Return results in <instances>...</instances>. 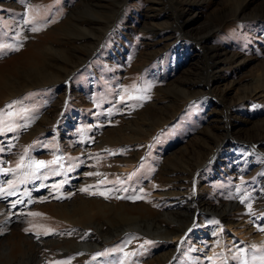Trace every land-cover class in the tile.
Masks as SVG:
<instances>
[{"label": "rangeland", "instance_id": "374dc122", "mask_svg": "<svg viewBox=\"0 0 264 264\" xmlns=\"http://www.w3.org/2000/svg\"><path fill=\"white\" fill-rule=\"evenodd\" d=\"M258 71L264 0H0V264H264Z\"/></svg>", "mask_w": 264, "mask_h": 264}, {"label": "bare ground", "instance_id": "6f19581e", "mask_svg": "<svg viewBox=\"0 0 264 264\" xmlns=\"http://www.w3.org/2000/svg\"><path fill=\"white\" fill-rule=\"evenodd\" d=\"M249 1H251V0H249ZM251 3V2H250ZM237 57L238 56H236V58H234V59H236V62H235V66L233 65V67H239V64L240 63H245V64H247V63H249L248 61V59H241V58H239V59H237ZM233 59V60H234ZM235 61V60H234ZM233 64V63H232ZM232 64H230V66L232 65ZM226 65V64H225ZM243 65V64H242ZM244 66V65H243ZM234 70V69H233ZM220 73V72H219ZM249 73L250 74H253V71L252 70H249ZM248 73V74H249ZM218 72L217 73H213V75L209 78V79H207L208 80V82H206L207 83V85H210V84H212V82L214 81V78H216L217 76H219V77H222V74L220 75V74H218ZM223 78V77H222ZM235 79V78H234ZM219 80V79H218ZM215 82V81H214ZM229 83H232V84H236L237 83V80H231V82H229ZM256 83H258V91L261 89L262 90V88L264 87V80H263V77H262V74H260V72L258 71V73L256 74V75H254V78H253V80H252V84H256ZM205 84V83H204ZM206 85V86H207ZM240 85V84H239ZM237 86V87H235V89L237 90V91H240V89H242V87L241 86ZM205 86V85H204ZM260 87V88H259ZM203 88V87H202ZM229 89V88H228ZM231 89H234V88H231ZM236 91V92H237ZM255 91H257L256 89H254L252 92H255ZM257 91V92H258ZM226 92V91H225ZM223 93V92H222ZM259 93V96L260 95H262L260 92H258ZM262 93H263V91H262ZM264 94V93H263ZM248 95L247 94H244V95H240L238 98L239 99H245L246 97H247ZM122 160V159H121ZM171 191V190H170ZM19 192V191H18ZM17 191H15V192H11V194L10 195H14V194H17L18 193ZM19 194V193H18ZM178 198L179 197H177V198H175V200L177 199L178 200ZM93 199V198H92ZM97 199V198H96ZM85 200V199H84ZM91 200V199H90ZM26 202V201H25ZM100 201H90V202H84V201H82V202H78L77 204H74L73 202L71 203V205H66V207H63V208H55V209H53V212H55L56 214H58L59 216L61 215V216H66L68 219L70 218V219H75L76 218V220L77 219H81V220H85V219H87V218H90L89 216H93V215H90V211H93V213L92 214H94V216H93V218L95 217V215L96 214H98V213H103V212H106L107 211V208L109 207V205L108 204H106V203H99ZM11 207V206H10ZM167 207V206H166ZM16 207H11L10 209H11V215H14V214H16L17 213V209H15ZM110 208V207H109ZM108 208V209H109ZM174 209L173 208H168V209H166V210H162V212H161V214H163V215H167V214H170L171 215V217H177V215H174L175 214V212H176V210L175 211H173ZM54 213V214H55ZM160 214V215H161ZM173 215V216H172ZM66 217H64V218H66ZM79 217V218H78ZM251 217H253V216H251ZM245 218V217H244ZM92 219V218H91ZM193 219V218H192ZM229 219H231V218H229ZM246 219V218H245ZM250 219V218H249ZM232 220H235L234 218L232 219ZM243 222V220L242 219H239V220H236V222L239 224L240 222ZM247 221H249V220H246V222ZM75 222H77V221H75ZM246 222H244V224L246 223ZM174 224V223H173ZM250 225H246V227H249ZM205 227V226H204ZM185 228H186V226H180L179 224H176V225H170V229L168 230L169 231V233H167V234H165L164 235V239L165 240H170L172 243H178L177 241L181 238V237H183L184 235V232H186L185 231ZM251 231H252V226H250V228H249ZM138 230V229H137ZM207 231V230H206ZM144 233H146V232H144ZM251 233V232H250ZM256 233V232H255ZM253 235H255V234H253ZM252 235V236H253ZM259 236V235H258ZM261 236H263V234L261 235ZM258 240V237L257 238H255V239H253V240ZM181 240V239H180ZM101 243H103V242H101ZM101 243H100V241H94V242H91V241H88V240H82V241H76V245L74 246V249H81V248H88L89 250H92L94 247H95V245H101ZM241 243V242H240ZM174 244V245H175ZM235 247V246H234ZM210 252V251H209ZM166 259H167V257H166Z\"/></svg>", "mask_w": 264, "mask_h": 264}, {"label": "snow or ice", "instance_id": "6c2138e0", "mask_svg": "<svg viewBox=\"0 0 264 264\" xmlns=\"http://www.w3.org/2000/svg\"><path fill=\"white\" fill-rule=\"evenodd\" d=\"M26 23H28L26 21ZM32 31H36L37 29L33 28L31 29ZM4 47H9L8 45H5ZM15 50H18V49H15ZM55 161H53L54 163ZM34 164L40 166V167H43L45 166V162L44 161H34L33 162ZM22 166V165H20ZM81 191H87V189H81ZM101 195H104V193H100ZM105 198H108L107 196H105ZM120 198H125V199H136V198H139V197H132V196H128V197H117V199H120ZM14 206V205H13ZM249 210L251 211V206H249ZM33 215H36L35 213H33ZM146 243H151L150 241L146 242Z\"/></svg>", "mask_w": 264, "mask_h": 264}]
</instances>
